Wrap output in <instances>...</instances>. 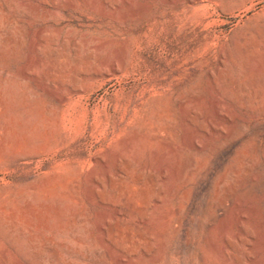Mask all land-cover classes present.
Masks as SVG:
<instances>
[{
	"label": "rangeland",
	"instance_id": "374dc122",
	"mask_svg": "<svg viewBox=\"0 0 264 264\" xmlns=\"http://www.w3.org/2000/svg\"><path fill=\"white\" fill-rule=\"evenodd\" d=\"M0 264H264V0H0Z\"/></svg>",
	"mask_w": 264,
	"mask_h": 264
}]
</instances>
